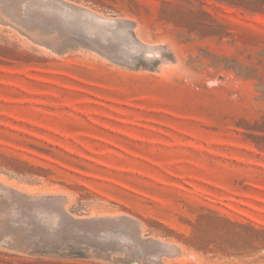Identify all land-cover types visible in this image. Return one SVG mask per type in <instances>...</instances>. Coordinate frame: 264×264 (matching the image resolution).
<instances>
[{"label": "rangeland", "instance_id": "obj_1", "mask_svg": "<svg viewBox=\"0 0 264 264\" xmlns=\"http://www.w3.org/2000/svg\"><path fill=\"white\" fill-rule=\"evenodd\" d=\"M0 264H264V0H0Z\"/></svg>", "mask_w": 264, "mask_h": 264}]
</instances>
